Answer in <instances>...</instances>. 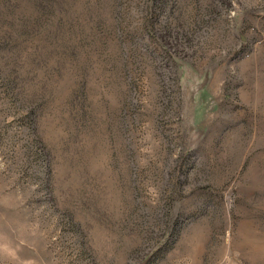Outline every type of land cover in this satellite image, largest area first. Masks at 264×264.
<instances>
[{"label":"rangeland","instance_id":"1","mask_svg":"<svg viewBox=\"0 0 264 264\" xmlns=\"http://www.w3.org/2000/svg\"><path fill=\"white\" fill-rule=\"evenodd\" d=\"M0 264H264V0H0Z\"/></svg>","mask_w":264,"mask_h":264}]
</instances>
